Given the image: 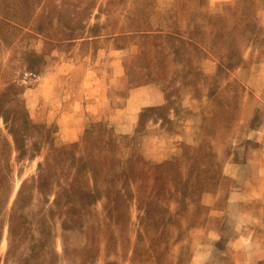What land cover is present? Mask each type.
<instances>
[{
  "label": "rangeland",
  "instance_id": "rangeland-1",
  "mask_svg": "<svg viewBox=\"0 0 264 264\" xmlns=\"http://www.w3.org/2000/svg\"><path fill=\"white\" fill-rule=\"evenodd\" d=\"M27 52L42 57L33 72ZM12 81L31 121L54 129L55 146L78 143L76 155L114 160L97 162L101 197L68 214L52 204L54 193L30 183L51 147L19 162L12 152L8 165L12 141L0 120V264L264 260V0H0V91ZM157 92L163 101L152 106L169 110L139 125L146 106L124 108L154 102ZM79 100L103 112L63 108ZM99 128L110 147L85 141L87 129ZM129 155L148 174L169 162L158 172L170 192L152 216L134 197L115 207L120 182L107 169L120 172ZM68 168L63 177L76 173L80 187L93 188L85 169ZM24 180L11 236L9 212Z\"/></svg>",
  "mask_w": 264,
  "mask_h": 264
},
{
  "label": "trees",
  "instance_id": "trees-1",
  "mask_svg": "<svg viewBox=\"0 0 264 264\" xmlns=\"http://www.w3.org/2000/svg\"><path fill=\"white\" fill-rule=\"evenodd\" d=\"M145 36H148L144 33ZM178 51V49H175ZM26 59L30 60L28 69L33 72L35 64L42 61L40 55H36L33 52L26 53ZM221 69V65L218 66ZM21 93V87L14 81L9 82L0 91V120L4 124L8 134L11 137L12 145L10 150L6 154V159L9 165L11 154L14 152L13 159L17 162L22 159H33L40 154L44 145H49L51 148L49 152L44 156L42 161L37 163V173L31 177V182L42 194L54 193L52 200L53 205H65L66 212L68 214H74L85 205H89L94 201H97L102 191L96 185V174L100 172L97 166V162L101 159L104 161L109 160L110 164H113V157L108 152L100 154H89L83 152L81 155H76L71 149L73 146L78 147V143H70L69 146L57 147L53 144L54 129L46 124L33 123L29 117L27 108L19 98ZM169 106L164 105H151L144 107L139 113L138 124L142 125L148 116L164 117L165 110H169ZM254 120V118H253ZM95 126V125H93ZM254 127V126H251ZM108 130L99 128L98 134L94 135L93 131L87 129L85 134V141H91L98 139V148L101 149L104 146L110 147L112 141L110 138L103 139L101 133H106ZM66 147H69L68 151ZM69 160V165L65 164V161ZM124 165L120 172L113 170L111 167L107 169V172L111 174L110 180L112 183L117 184L120 182L119 189H117V195L114 197L115 207L120 206L126 202L127 199L134 197L137 202V207L142 209L143 217L152 216L154 212H159L162 207L160 206V198L166 196L167 190L170 192L168 183H166V176L158 171H163L164 167L169 162L162 163L154 167L150 174L139 165V160L135 155H129L123 160ZM8 165L6 168L9 170ZM78 166V171L85 169L92 176L93 188L85 189L78 185V179L76 173L71 176H66L69 173L68 166ZM71 172L69 173V175ZM6 178V172L2 173L0 179ZM183 185L186 181H180ZM27 181H22L13 204L11 206L8 217V233L14 235L16 230V218L20 217L22 213H19V208L25 204L24 191ZM131 184H135L136 188L132 189ZM177 190H179L176 184H173ZM148 191L145 192V189ZM187 188V187H185ZM123 190V192L121 191ZM186 192V190H185ZM185 192L182 193L184 198ZM107 193L105 192V195ZM79 201V202H78ZM78 209V210H79ZM142 218V217H141ZM75 221V220H74ZM63 226H67L64 221ZM2 235V225L0 226V238ZM11 239V238H10ZM107 264H113L108 262ZM257 264H264V260L258 261Z\"/></svg>",
  "mask_w": 264,
  "mask_h": 264
},
{
  "label": "crops",
  "instance_id": "crops-1",
  "mask_svg": "<svg viewBox=\"0 0 264 264\" xmlns=\"http://www.w3.org/2000/svg\"><path fill=\"white\" fill-rule=\"evenodd\" d=\"M43 94H46L47 93V88H46V85H45V83L43 84ZM155 91H157V90H151V92H155ZM131 90H130V88H129V90H128V93H127V100L129 99V97H130V94H131ZM156 94V97H155V101L154 102H151V101H144V103L142 104V105H137V104H129V105H127L125 108H124V110L128 107L129 108V110H130V112H129V114L130 113H137L138 111H139V109H140V107L141 106H147V105H152V104H161L162 103V97H161V95L160 94H158V92L157 93H155ZM150 96L151 95H149L148 96V98L150 99ZM105 99H107V97L105 98ZM76 101V100H75ZM79 102H80V106L78 107V106H76V103H74L73 105H70V107H68V106H64L63 108H69L68 110H75V111H82V112H84V111H86L87 112V114H89L88 113V107H90L91 106V104H90V106H88V104L86 103V102H84L83 100H79ZM103 106H106V103L103 105ZM92 107V109H91V113H94V110L97 108V110H98V112H100V113H102L103 112V110H101V107L102 106H98V105H96V106H91ZM76 108H77V110H76ZM128 114V113H127ZM129 116V115H128ZM133 117H134V115H133ZM132 118V117H131ZM132 130V128H130L129 129V131H131Z\"/></svg>",
  "mask_w": 264,
  "mask_h": 264
}]
</instances>
